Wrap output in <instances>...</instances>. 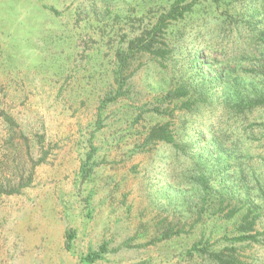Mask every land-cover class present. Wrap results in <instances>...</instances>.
Here are the masks:
<instances>
[{"label":"rangeland","instance_id":"374dc122","mask_svg":"<svg viewBox=\"0 0 264 264\" xmlns=\"http://www.w3.org/2000/svg\"><path fill=\"white\" fill-rule=\"evenodd\" d=\"M130 1L0 0V111L13 113L27 137L11 138L0 118V185L33 174L32 184L21 193L0 196V264H82V255L104 242L111 253L96 264H190L181 253L195 235L149 244L167 216L155 206V187L168 176L177 183L183 171L167 167L171 154L164 145L136 153L133 133L139 130H124L122 117L131 105L168 107L158 97L181 73L192 71L190 53L208 44L198 38L199 30L210 31L207 37L211 41L215 36L211 44L219 49L217 17L206 21L196 15L179 26L183 33L176 32L173 39L165 35L168 49L181 43L177 52L132 62L126 72L128 96L107 107L106 126L95 139L98 166L89 178L80 170L89 128L112 89L115 52L127 47L121 44L123 36L132 38L137 29L126 20H109ZM168 119L146 114L142 124ZM37 133L45 137L43 151L48 153L40 165ZM121 136L124 142L110 145ZM68 230L76 235L71 251L65 248ZM130 240L133 246H125ZM255 249L264 255V249Z\"/></svg>","mask_w":264,"mask_h":264},{"label":"trees","instance_id":"16d2710c","mask_svg":"<svg viewBox=\"0 0 264 264\" xmlns=\"http://www.w3.org/2000/svg\"><path fill=\"white\" fill-rule=\"evenodd\" d=\"M196 15L206 21L210 16L219 19V49L211 44L215 36L210 41L211 32L200 29L198 38L208 44L190 53L192 71L181 73L175 85L158 97L168 107L131 105L128 116L122 117L124 130H139L133 133L136 153H151L164 145L171 154L167 167L175 166L174 173L183 171L177 183L167 180L168 176L155 187V206L167 216L160 219L159 235L149 244L191 234L194 240L181 253L185 262L264 264L263 252L260 256L255 249H264V0H131L120 14L110 17L113 24L126 20L137 29L132 38L123 36L121 44L127 47L119 46L115 52L112 89L89 128L88 151L80 170L83 178H89L98 166L93 161L98 151L95 139L106 126L107 107L128 96L126 72L132 62L143 55L158 59L177 52L181 43L168 49L165 35L173 39L176 32L183 33L179 26ZM146 114L169 119L143 125ZM0 118L11 138L15 134L27 138L18 130L13 113L1 110ZM189 120L200 122L201 128ZM202 128L207 131L202 133ZM36 139V148L42 152L40 165L48 153L43 151L45 137L37 133ZM123 139L110 145H119ZM30 175L25 181L0 185V196L21 193L32 184ZM75 238L73 230L66 231L68 251ZM131 241L125 246L132 247ZM109 253V243L104 242L82 255L81 262L96 264Z\"/></svg>","mask_w":264,"mask_h":264}]
</instances>
